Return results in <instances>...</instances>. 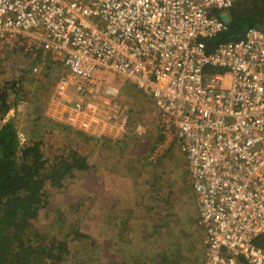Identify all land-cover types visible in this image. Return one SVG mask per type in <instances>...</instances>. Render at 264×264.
Masks as SVG:
<instances>
[{"label": "built area", "instance_id": "obj_1", "mask_svg": "<svg viewBox=\"0 0 264 264\" xmlns=\"http://www.w3.org/2000/svg\"><path fill=\"white\" fill-rule=\"evenodd\" d=\"M241 1L0 0V47L24 46L35 75L38 53L63 62L52 120L122 138L134 109L116 75L169 118L206 235L202 264H264V28L212 52L204 40L227 29L218 13Z\"/></svg>", "mask_w": 264, "mask_h": 264}, {"label": "rangeland", "instance_id": "obj_2", "mask_svg": "<svg viewBox=\"0 0 264 264\" xmlns=\"http://www.w3.org/2000/svg\"><path fill=\"white\" fill-rule=\"evenodd\" d=\"M45 56L37 54L41 69L35 75L31 71L35 61L24 46L0 47V89L7 88L8 99L14 103L6 119L14 120L23 143L36 133L50 161L76 150L89 158L93 168L67 179L62 188L47 187L49 204L41 209L28 236L52 237L65 231L69 222L78 224L90 236L89 240L77 242L83 245V255L90 257L95 248L96 261L111 264L118 260L115 253L120 254L119 249L125 248V243L119 234V224L115 222L112 228L113 219L105 220L104 215L134 205L131 212L137 213L138 225L143 227L141 242L140 235L132 238L139 248L145 245L136 252L145 262L141 264H202L206 235L199 225L187 159L169 118L150 95L122 75H116L113 81L120 88V101L134 109L129 130L122 138L111 141L89 137L69 124L52 120L47 100L64 66L50 53ZM14 85L17 91L11 88ZM69 98L73 102L76 96L69 94ZM98 101L107 102L108 98L101 95ZM80 197L89 200H77ZM131 224V220L120 223ZM171 239L181 244V250L170 252L168 248L161 252L173 243ZM167 252L170 253L166 257L158 258Z\"/></svg>", "mask_w": 264, "mask_h": 264}, {"label": "trees", "instance_id": "obj_3", "mask_svg": "<svg viewBox=\"0 0 264 264\" xmlns=\"http://www.w3.org/2000/svg\"><path fill=\"white\" fill-rule=\"evenodd\" d=\"M229 12L231 20L227 29L214 37L204 39L208 52H212L220 43L241 39L250 27L264 28V0H242L230 8ZM31 71L33 72L32 69ZM205 71L212 73L221 69L207 66ZM15 87L16 85L11 88L16 90ZM9 95L7 88L0 89V264H71L72 262L100 264L93 256L97 251L95 248L91 251L90 257L83 255L81 243L89 240L90 236L78 224L75 226L69 222L65 231L55 233L52 237H44L41 234L28 236L41 209L49 204L47 187L51 185L62 188L67 179L75 177L78 172L91 170L93 164L86 155L76 150H72L68 156H58L50 161L45 157L42 141L36 137V133L30 136L28 142L23 143L14 120L6 119L14 106V103L8 99ZM95 138H107L113 141L109 137ZM77 200L88 201L89 198L80 197ZM133 208L134 205H127L121 212L104 215L105 220L113 219L112 228L115 227V222L119 224V234L125 243V248L119 249L121 253L118 254V251L115 253L119 256L118 260L111 264L143 262L136 252H140L145 245L139 248L137 241L133 243L132 239L125 240L123 237L133 231V226L125 229L120 225L124 219L129 221L135 219L131 212ZM60 221L65 222L63 218ZM138 228L142 233L143 227L138 225ZM171 241L173 243H167L168 246L160 251H168V248L171 249L170 252L175 249L181 250L180 243L174 239ZM77 242L81 243L77 244ZM257 243L261 244L260 241ZM76 244L77 246H74ZM170 252L158 258L166 257Z\"/></svg>", "mask_w": 264, "mask_h": 264}, {"label": "crops", "instance_id": "obj_4", "mask_svg": "<svg viewBox=\"0 0 264 264\" xmlns=\"http://www.w3.org/2000/svg\"><path fill=\"white\" fill-rule=\"evenodd\" d=\"M126 208V207H125ZM133 217L135 218L134 220H133V224H131V225H125V226H123V228H127V229H129V228H131V226H133V231H131V233L130 234H126L123 238L125 239V240H128L129 241V239H132V238H136L138 235H140V237L138 238V240L142 237V233L141 232H139V228H138V219H137V213L136 212H134L133 214ZM125 220V219H124ZM126 220H128V219H126Z\"/></svg>", "mask_w": 264, "mask_h": 264}, {"label": "water", "instance_id": "obj_5", "mask_svg": "<svg viewBox=\"0 0 264 264\" xmlns=\"http://www.w3.org/2000/svg\"><path fill=\"white\" fill-rule=\"evenodd\" d=\"M220 16L227 23H229L230 20H231V15H230V13L228 11L221 12Z\"/></svg>", "mask_w": 264, "mask_h": 264}, {"label": "clouds", "instance_id": "obj_6", "mask_svg": "<svg viewBox=\"0 0 264 264\" xmlns=\"http://www.w3.org/2000/svg\"><path fill=\"white\" fill-rule=\"evenodd\" d=\"M230 13V12H229ZM77 131H79V130H77ZM81 132V131H80ZM84 133V132H83ZM86 134V133H85ZM88 135V134H87ZM90 136V135H89Z\"/></svg>", "mask_w": 264, "mask_h": 264}]
</instances>
